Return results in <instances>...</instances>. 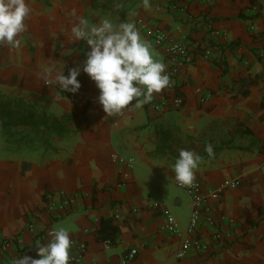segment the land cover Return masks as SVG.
I'll return each mask as SVG.
<instances>
[{"label":"crops","instance_id":"0c3cea01","mask_svg":"<svg viewBox=\"0 0 264 264\" xmlns=\"http://www.w3.org/2000/svg\"><path fill=\"white\" fill-rule=\"evenodd\" d=\"M104 1L27 0L31 12L27 30L17 37L21 47L0 45V97L61 119L65 129L49 135V148L30 151L7 148L0 137V241H8L0 264L23 255L38 259L37 246L50 239L47 231L61 226L70 239L86 243L83 264H121L130 249L137 254L126 264H264V0H136L131 9L115 11L117 16L103 8ZM174 3L188 6L193 17L173 9ZM80 18L90 26L105 18L115 25L134 23L162 62L163 47L155 46L137 20L173 39L185 36L194 59L177 77L182 106L153 110L160 91L142 107L134 101L120 114L107 115L83 71L75 94L47 85L42 72L54 76L65 65L67 75L85 58L86 42L74 41L71 33ZM209 26L219 34L210 35ZM204 48L210 49L208 59L201 57ZM208 144L212 156L205 151ZM181 149L201 157L194 172L204 190L240 183L209 201L214 216L233 222L210 228L200 223L189 235L204 240L219 228L228 234L225 246L176 258L180 240L164 229L162 211L173 215L178 228L186 227L189 198L172 171ZM115 155L132 158L134 165ZM60 190L74 201L47 211L46 195ZM101 218L121 229L108 248L95 237Z\"/></svg>","mask_w":264,"mask_h":264},{"label":"clouds","instance_id":"9594fccd","mask_svg":"<svg viewBox=\"0 0 264 264\" xmlns=\"http://www.w3.org/2000/svg\"><path fill=\"white\" fill-rule=\"evenodd\" d=\"M147 5V0H145ZM31 9L27 0H0V45L21 47L17 37L27 30L25 23ZM74 41L83 40L88 46L85 58L64 74L61 67L52 75L51 71L42 72L47 85L57 86L63 92L77 93L81 88L78 76L83 71L95 83L99 91L97 100L107 115L120 114L135 101L142 107L170 84L165 74L166 65L154 59L150 45L142 38L132 22L115 25L105 18L90 26L80 18L71 28ZM143 97L141 100L140 98ZM205 151L212 156L211 144ZM201 157L187 149H181L172 165L176 181L181 186L190 187L195 181L194 170L198 168ZM46 244L37 246L38 259L23 255L12 264H69L71 241L65 227H57L49 233Z\"/></svg>","mask_w":264,"mask_h":264},{"label":"built area","instance_id":"2783aa9c","mask_svg":"<svg viewBox=\"0 0 264 264\" xmlns=\"http://www.w3.org/2000/svg\"><path fill=\"white\" fill-rule=\"evenodd\" d=\"M200 1L205 4L206 0H192ZM173 9L180 11L187 18L191 19L193 16L189 13L188 6L182 5L177 6V3L172 4ZM137 25L140 30H143L153 41L155 46L163 47L164 59L163 63L166 65L165 74L169 76L170 84L168 87L162 90V97L159 101L153 102L151 104L153 110L157 112H162L170 108L178 109L182 106L184 98L177 90V77L181 68L189 64L194 59V52L185 42L186 37L183 36L182 39L171 38L164 30L159 26H150L146 24L142 19L137 20ZM210 35H217L219 31L217 29L211 28L209 26ZM210 55V49L204 48L201 53V57L208 59ZM209 94H205L200 98V102L204 103ZM115 159L119 162L125 163L128 166L134 165V160L132 158H125L120 155H115ZM264 168V163L262 165ZM239 180H231L227 187H236L239 185ZM122 184V183H120ZM177 185L186 193L189 198L190 203V215L186 227L182 230L175 225V220L173 215L166 209H163V213L166 217V222L164 224V229L170 232L172 235L179 237L180 245L174 256L176 258H181L188 254L189 251L193 250L195 252H209L212 246L218 248H223L228 239L227 233L223 232L221 229L211 230L207 239L202 240L201 238H191L189 235L193 233L196 228L203 223L207 227H215L218 222L228 221L232 223V218H227L225 215L221 214L219 216H214L211 213L210 202L211 200L218 199L219 195L224 188H217L214 190L206 191L202 185L194 181L193 185L190 187L181 186L178 182ZM56 197L60 198L61 201H57ZM73 195L67 194L60 190L57 192H51L46 195L44 206L47 211L51 212L56 209L63 210L64 206L70 204L74 201ZM52 230H48V234ZM71 249H70V262L69 264H83L84 254L87 250V245L84 241L70 239ZM105 248L111 246L108 240L102 241ZM8 246V241H0V255L6 252ZM137 254L136 249H130L123 253L120 263L126 264L133 260Z\"/></svg>","mask_w":264,"mask_h":264},{"label":"trees","instance_id":"16d2710c","mask_svg":"<svg viewBox=\"0 0 264 264\" xmlns=\"http://www.w3.org/2000/svg\"><path fill=\"white\" fill-rule=\"evenodd\" d=\"M136 2V0H105L103 8L118 11L124 6V11H127ZM64 131L61 119L37 111L24 101H11L0 97V136L7 148L17 151L23 147L35 149L39 145L49 148V135H62ZM120 233L121 229L111 218H101L95 237L99 241L108 240L114 245Z\"/></svg>","mask_w":264,"mask_h":264},{"label":"rangeland","instance_id":"374dc122","mask_svg":"<svg viewBox=\"0 0 264 264\" xmlns=\"http://www.w3.org/2000/svg\"><path fill=\"white\" fill-rule=\"evenodd\" d=\"M121 9L124 11V9H125L124 6L120 7V10H121ZM112 12H113V11H112ZM114 12H115V11H114ZM116 12H118V11H116ZM116 12H115V15H116ZM116 16H117V15H116ZM0 137H1V136H0ZM2 143H3V142H2ZM4 145H5V144H4ZM20 150H26V151L28 150V151H30V150H32V149H28V148H26V147H23V148H21ZM20 150H18V151H20Z\"/></svg>","mask_w":264,"mask_h":264}]
</instances>
